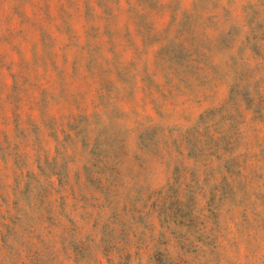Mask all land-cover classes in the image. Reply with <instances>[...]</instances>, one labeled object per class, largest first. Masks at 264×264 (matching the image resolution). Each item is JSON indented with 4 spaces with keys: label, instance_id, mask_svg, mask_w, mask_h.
<instances>
[{
    "label": "rangeland",
    "instance_id": "1",
    "mask_svg": "<svg viewBox=\"0 0 264 264\" xmlns=\"http://www.w3.org/2000/svg\"><path fill=\"white\" fill-rule=\"evenodd\" d=\"M0 264H264V0H0Z\"/></svg>",
    "mask_w": 264,
    "mask_h": 264
}]
</instances>
